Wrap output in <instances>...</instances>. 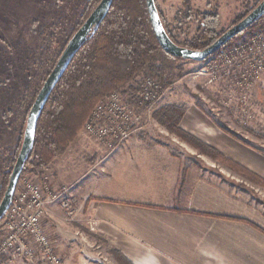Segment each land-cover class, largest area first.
Instances as JSON below:
<instances>
[{"label": "crops", "instance_id": "1", "mask_svg": "<svg viewBox=\"0 0 264 264\" xmlns=\"http://www.w3.org/2000/svg\"><path fill=\"white\" fill-rule=\"evenodd\" d=\"M180 127L264 180V143L239 141L194 105ZM88 142L91 150L70 148L55 161L53 182L68 184L77 223L132 264H264V209L238 196L229 181L241 180L234 174L241 170L199 156L209 167L203 173L218 168L226 178L213 180L198 169L196 150L178 140L132 137L111 150L80 141ZM63 215L59 205L47 207V223L60 226ZM59 253L63 264H88L70 260L63 247Z\"/></svg>", "mask_w": 264, "mask_h": 264}, {"label": "rangeland", "instance_id": "2", "mask_svg": "<svg viewBox=\"0 0 264 264\" xmlns=\"http://www.w3.org/2000/svg\"><path fill=\"white\" fill-rule=\"evenodd\" d=\"M96 1L100 2V0H0V203L22 147L29 112L67 44L83 23L87 11H94L98 7ZM262 1L156 0V5L169 24L173 36L179 43H183L197 36L201 22L199 17L205 13L219 14L217 31L222 35L240 18L249 15ZM262 30L264 28L247 31L230 47ZM180 65L183 68L182 79L163 94L159 93L153 102L141 104L137 97L145 82L154 81L148 75L139 76L129 86L131 89L129 87L125 89L127 91L125 98L129 101L134 100L133 106L142 117L143 129L136 132L133 137L154 136L166 143L176 144L173 141L178 140L184 145L191 146L197 152L198 169L203 173L209 167L198 157L206 155L198 148L170 134L155 118L156 112L167 106L175 105L187 110L189 106L194 105L218 127L229 132L230 134L225 132L228 135L236 136L241 142L261 147L264 143V75L253 80L249 89L235 91L227 79L211 83L207 77H199L198 73L204 63L185 62ZM82 131L70 146L79 153L82 149L87 148L89 151L93 148L89 142L81 145L83 137L89 138L81 134ZM89 155L91 156L90 153ZM216 162L219 166H227L218 160ZM50 165L54 177L55 162ZM211 170L213 173L203 174L212 177L213 180H226L220 169ZM233 171L237 172L236 169ZM234 174L241 177V180L229 179L230 184L235 186L237 195L248 201L257 202L256 204L264 209V184L246 177L242 172ZM54 182L68 186L58 178ZM61 218L63 225L60 226L48 220V231L58 241L60 251L63 247L68 253L70 260L74 256L73 261L83 258L88 264H120L107 242L86 230L85 226H80L77 219L69 222L65 215ZM0 264L32 263L8 261L0 257Z\"/></svg>", "mask_w": 264, "mask_h": 264}, {"label": "trees", "instance_id": "3", "mask_svg": "<svg viewBox=\"0 0 264 264\" xmlns=\"http://www.w3.org/2000/svg\"><path fill=\"white\" fill-rule=\"evenodd\" d=\"M100 2L96 1V6ZM92 13L93 11H87L80 28ZM159 14L172 41L187 49L205 50L223 35L217 31L219 14L205 13L199 17L201 22L197 36L179 43L160 11ZM245 17L240 18L235 24ZM263 28L264 17L247 31ZM244 33L230 41L219 52L233 45ZM185 62L194 63L174 58L161 47L151 23L146 0H114L98 31L88 38L52 92L39 119L34 148L23 174H39L59 157L64 156L79 136L95 107L110 93L118 91L126 95L125 89L139 76L148 75L160 85V93L163 94L182 79L183 68L180 64ZM186 112L183 107L167 106L156 112L155 118L170 134L198 148L202 154L234 170H241L246 177L264 184V180L260 177L183 131L180 124ZM219 128L227 132L222 127ZM234 138L237 139L236 136ZM236 221L250 224L244 220ZM1 224L2 222L0 226ZM111 252L120 264H132L119 251L112 249Z\"/></svg>", "mask_w": 264, "mask_h": 264}, {"label": "built area", "instance_id": "4", "mask_svg": "<svg viewBox=\"0 0 264 264\" xmlns=\"http://www.w3.org/2000/svg\"><path fill=\"white\" fill-rule=\"evenodd\" d=\"M264 75V30L229 47L204 62L198 76L211 83L229 80L235 91L247 90L253 80ZM139 101L147 104L161 92L155 81L145 82ZM156 93V94H155ZM135 97V96H134ZM243 100V99H242ZM122 92H112L94 109L81 134L114 149L143 129L141 116ZM49 165L39 174H22L12 205L0 226V257L32 264H63L58 241L47 226V207L57 204L67 221L74 222L78 209L70 188L53 182Z\"/></svg>", "mask_w": 264, "mask_h": 264}, {"label": "water", "instance_id": "5", "mask_svg": "<svg viewBox=\"0 0 264 264\" xmlns=\"http://www.w3.org/2000/svg\"><path fill=\"white\" fill-rule=\"evenodd\" d=\"M113 1L114 0H102L100 2L98 7L93 11L82 27L71 38L65 50L61 54L56 66L39 92L29 112L22 147L11 173L7 190L0 203V223L3 221L12 205L17 185L34 148L39 119L52 92L67 71L74 57L87 42L88 38L98 31L99 27L111 10ZM146 3L153 29L163 50L174 58H181L194 63H203L207 61L223 47H225L230 41L247 31L264 17L263 0L249 15L225 32L214 44L205 50L196 51L181 47L173 42L163 26L159 10L156 5V0H146Z\"/></svg>", "mask_w": 264, "mask_h": 264}]
</instances>
